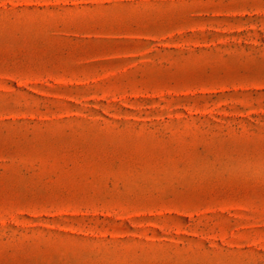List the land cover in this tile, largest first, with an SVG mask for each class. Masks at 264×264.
<instances>
[{
  "label": "rangeland",
  "instance_id": "rangeland-1",
  "mask_svg": "<svg viewBox=\"0 0 264 264\" xmlns=\"http://www.w3.org/2000/svg\"><path fill=\"white\" fill-rule=\"evenodd\" d=\"M0 264H264V0H0Z\"/></svg>",
  "mask_w": 264,
  "mask_h": 264
}]
</instances>
